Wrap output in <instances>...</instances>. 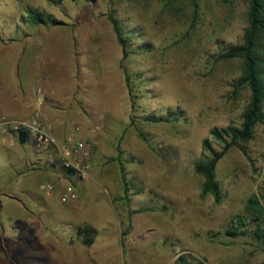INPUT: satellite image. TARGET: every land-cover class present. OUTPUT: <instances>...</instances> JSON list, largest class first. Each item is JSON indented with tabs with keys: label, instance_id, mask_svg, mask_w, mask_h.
Segmentation results:
<instances>
[{
	"label": "rangeland",
	"instance_id": "1",
	"mask_svg": "<svg viewBox=\"0 0 264 264\" xmlns=\"http://www.w3.org/2000/svg\"><path fill=\"white\" fill-rule=\"evenodd\" d=\"M56 1L0 0V41L15 40L0 51V74L13 90H44L59 141L92 142V179L74 180L77 201L35 202L28 191L66 184L47 171L21 176L32 143L0 138V264H264V214L246 210L253 198L264 207V123L220 161V202L201 196L196 172L210 156L206 139L224 146L211 130L240 128L250 101L238 83L243 61L220 58L243 43L249 0H198L197 11L191 0ZM31 9L60 24L36 25ZM28 46L41 54L30 72L29 56L20 61ZM50 59L46 88L40 68ZM86 225L98 232L91 246L77 235Z\"/></svg>",
	"mask_w": 264,
	"mask_h": 264
},
{
	"label": "trees",
	"instance_id": "2",
	"mask_svg": "<svg viewBox=\"0 0 264 264\" xmlns=\"http://www.w3.org/2000/svg\"><path fill=\"white\" fill-rule=\"evenodd\" d=\"M51 3H58L56 0H49ZM194 11H197L198 0H191ZM30 19L36 24H50L57 26L59 20L53 15L29 10ZM109 19L114 26L118 41L123 49V59L129 55L127 50V41L122 34L118 20L113 13H110ZM264 39V0H249L248 27L245 30L243 43L237 46L227 48L221 55V59H240L244 64L243 75L238 80L239 85L246 86L250 91V101L243 115V122L240 128L228 126L226 128H214L211 130V136L221 142L224 146L222 150L216 151L212 146L210 139H206L203 148L210 152V156L204 154V157L197 162L196 172L204 177L201 196L212 195L216 202L222 199V190L217 180V168L223 157L236 145L246 144L254 138L255 129L258 125L264 123V56L261 54L262 41ZM175 115L182 117L183 111L177 110ZM148 120H156L149 117ZM18 143L25 145L30 142L27 133L13 132ZM142 137L144 135L142 134ZM125 180V179H124ZM1 209V203H0ZM248 213L255 217H261L264 214V207L261 208L259 200L253 198L246 207ZM137 212V211H136ZM131 212V213H136ZM97 229L91 225L79 227L77 235L83 238L87 246L94 243L97 236ZM230 232V235H234Z\"/></svg>",
	"mask_w": 264,
	"mask_h": 264
},
{
	"label": "built area",
	"instance_id": "3",
	"mask_svg": "<svg viewBox=\"0 0 264 264\" xmlns=\"http://www.w3.org/2000/svg\"><path fill=\"white\" fill-rule=\"evenodd\" d=\"M39 107L34 113L24 119H6L0 121V130L7 133L13 130L18 133H27L32 141V145L39 156L46 157V164L52 169L62 170L74 180L92 179L91 156L93 144L88 140H73L68 138L65 141H59L47 126V118L43 114L40 106L45 98V92L42 88L37 89ZM49 189H53L49 187ZM79 196L74 184H69L61 201L66 203L69 200L77 201Z\"/></svg>",
	"mask_w": 264,
	"mask_h": 264
},
{
	"label": "crops",
	"instance_id": "4",
	"mask_svg": "<svg viewBox=\"0 0 264 264\" xmlns=\"http://www.w3.org/2000/svg\"><path fill=\"white\" fill-rule=\"evenodd\" d=\"M15 41V40H14ZM12 42L13 45H15V42ZM12 43H4L3 41H0V51H6L8 50L9 46ZM31 46H28L27 48L23 47V50L21 51L20 54V61L24 60V56H29V64L26 65V69L28 72L31 70L35 69L37 66V62L39 61L38 57L40 54L35 52L32 53L30 52ZM29 50V51H28ZM13 52V51H12ZM43 55V54H42ZM51 60V59H50ZM53 60L49 61L48 63L42 62V67L40 68L43 74L44 81L42 82L46 88H50L49 84V78L51 76V67L54 66L52 64ZM19 73V69L17 71V74ZM14 88L7 87L5 83L2 81V75L0 74V121L1 118H9V119H24L30 117L34 111L39 107L38 103L36 102L37 98V93L36 89H28V88H23L20 86L16 90H13ZM47 91V90H45ZM43 106V104L40 106V108ZM0 138L2 139L3 142H13L15 144L14 147L18 145V142L13 135L9 134L11 136V139L8 136H3L2 131L0 130ZM56 135H59V131L57 130ZM32 143V141H30ZM34 147V146H33ZM20 152V150H18ZM35 151V150H34ZM35 157L33 160L31 159H23L22 160V165L24 166V170L20 173L21 176L24 177H32V175H35L40 172L47 171L53 175L57 174L58 175V180H62L61 184H66L64 187L63 185H42L41 189L44 190L47 194V196H42L39 195L36 191L30 190L28 191L31 196L33 197V200L35 202H38V200H50V198H54L56 193H60L62 197L65 187L68 186L69 184L74 183V179L71 178L67 173L63 172L62 170H57V169H52L46 164V159L43 158V156H39L36 151H35ZM18 174V175H20ZM60 176V177H59ZM62 177V178H61ZM59 182V181H58ZM60 184V183H59ZM86 184H81L80 189L83 188L87 185ZM49 187H52L53 189H49ZM54 192V193H53ZM18 198L16 197V199ZM38 234V233H37ZM37 253V252H36ZM38 256V254H36ZM39 258H42L41 256H38Z\"/></svg>",
	"mask_w": 264,
	"mask_h": 264
}]
</instances>
